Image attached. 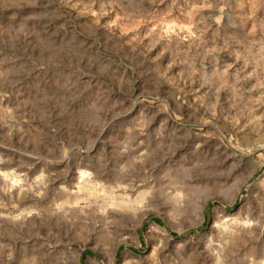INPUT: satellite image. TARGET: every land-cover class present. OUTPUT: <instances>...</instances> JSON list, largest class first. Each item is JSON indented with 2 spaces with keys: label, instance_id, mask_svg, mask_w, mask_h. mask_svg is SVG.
<instances>
[{
  "label": "rangeland",
  "instance_id": "rangeland-1",
  "mask_svg": "<svg viewBox=\"0 0 264 264\" xmlns=\"http://www.w3.org/2000/svg\"><path fill=\"white\" fill-rule=\"evenodd\" d=\"M0 264H264V0H0Z\"/></svg>",
  "mask_w": 264,
  "mask_h": 264
},
{
  "label": "bare ground",
  "instance_id": "bare-ground-1",
  "mask_svg": "<svg viewBox=\"0 0 264 264\" xmlns=\"http://www.w3.org/2000/svg\"><path fill=\"white\" fill-rule=\"evenodd\" d=\"M202 207H203L202 203L197 205V208H198V209H200V208H202Z\"/></svg>",
  "mask_w": 264,
  "mask_h": 264
}]
</instances>
